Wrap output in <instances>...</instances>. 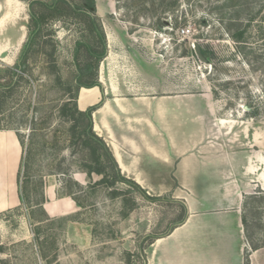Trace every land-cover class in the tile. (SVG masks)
<instances>
[{
  "label": "rangeland",
  "instance_id": "rangeland-1",
  "mask_svg": "<svg viewBox=\"0 0 264 264\" xmlns=\"http://www.w3.org/2000/svg\"><path fill=\"white\" fill-rule=\"evenodd\" d=\"M56 1L0 0V131L22 142L18 196L21 187L34 202L47 191L69 204L37 230L20 199L0 213V264H152L158 238L187 216L179 185L221 184L225 165L234 170L245 159L251 173L225 180L250 188L242 199L244 259L263 255L264 0H94L89 16L106 55L91 89L76 88L77 64L92 44L85 23L72 15L37 28L31 20ZM21 61L22 78L13 74ZM69 102L93 108L94 134L130 167L119 169L122 182L86 175L88 151L59 115ZM127 140L134 153L122 146ZM188 155L198 159L196 178L177 173ZM187 196L202 208L225 202L220 193Z\"/></svg>",
  "mask_w": 264,
  "mask_h": 264
},
{
  "label": "crops",
  "instance_id": "crops-1",
  "mask_svg": "<svg viewBox=\"0 0 264 264\" xmlns=\"http://www.w3.org/2000/svg\"><path fill=\"white\" fill-rule=\"evenodd\" d=\"M87 102L86 94L82 95L80 106L84 107ZM107 135L110 138L109 134ZM122 146L127 147L128 152H135L133 147L136 145L132 140H127ZM21 152V145L15 132L0 131V213L14 209L19 204L17 177ZM114 152L116 155L113 156L119 169L122 172L130 170V167L123 163L121 154H117L116 149ZM147 152L153 157L157 156L156 150L151 146L147 147ZM244 161L243 166L238 165L234 170L225 165L221 174L223 178L221 184L198 185L197 181L193 183L184 181V184L179 185L182 189L180 192L184 195L220 193L225 202L219 206H212L213 208H202L195 198L184 196L187 216L183 224L156 241L158 249L154 251L152 264H264L262 250L257 251V254H260L257 255L259 262L255 256L256 252L248 256V261L244 259L247 238L243 224L242 199L243 196L250 194L248 193L250 188L248 185L245 187L246 184L243 182L228 183L225 180L228 176L241 178L248 172L251 173L252 166L247 167L248 159ZM197 163L196 157L185 156L179 162L177 173L184 174L183 177L196 178ZM66 204H69L68 200L54 201L47 191L44 193L42 207L48 218L63 214Z\"/></svg>",
  "mask_w": 264,
  "mask_h": 264
},
{
  "label": "trees",
  "instance_id": "trees-1",
  "mask_svg": "<svg viewBox=\"0 0 264 264\" xmlns=\"http://www.w3.org/2000/svg\"><path fill=\"white\" fill-rule=\"evenodd\" d=\"M81 4L82 5L78 7H71L64 1L58 0L52 4L43 5L46 10L44 13H31V20L37 28L44 25L49 19H57L59 17L66 18L71 17L72 15L77 18L79 22L85 23L86 29L91 36L90 40L92 44L85 46V59L83 63L77 64L78 75L76 77V88L91 89L98 86V65L106 55V47L103 35L100 33V30L96 28L94 21L89 16V13L94 10V0H82ZM242 35V33H239L238 36L233 37L236 42L242 44V41H240ZM29 51L30 45H26L21 56L22 60L26 59ZM201 54L205 58H208V54L205 51L201 50ZM75 60L78 61V58L75 57ZM24 72V61H21V63L16 66V70L13 74L16 77L22 78V76L18 75ZM70 106L71 108H69ZM93 111V108H89L85 111L78 110L74 103L71 104V102H69L65 103L60 108L59 115L71 124L70 130L72 132L73 143L79 146L81 150L88 151L90 161L85 165L87 170L85 172L86 175L91 176V174H94L96 176H103V182L105 184L109 183L110 185L122 182V177L113 155L105 146L103 140L94 134L92 130L91 115ZM18 140L22 146L20 138H18ZM17 184H19L18 181ZM73 186H75V184H73ZM19 191V199L21 203H27V209L30 210V224H32L37 230L40 226H43L44 223L49 221V218L42 207L44 196L38 201L31 202L26 196L24 189L22 190L20 187ZM71 195L72 194H68L67 196L70 197ZM34 214H38L37 217L35 216L36 218L32 217ZM243 224H246L245 218H243ZM38 240L39 237L36 238V241ZM41 245L42 243H39V246ZM136 257L138 258L139 255Z\"/></svg>",
  "mask_w": 264,
  "mask_h": 264
},
{
  "label": "water",
  "instance_id": "water-1",
  "mask_svg": "<svg viewBox=\"0 0 264 264\" xmlns=\"http://www.w3.org/2000/svg\"><path fill=\"white\" fill-rule=\"evenodd\" d=\"M195 49H196V54L198 58L200 59V61L207 62L206 58L201 54L199 46H196Z\"/></svg>",
  "mask_w": 264,
  "mask_h": 264
},
{
  "label": "built area",
  "instance_id": "built-area-1",
  "mask_svg": "<svg viewBox=\"0 0 264 264\" xmlns=\"http://www.w3.org/2000/svg\"><path fill=\"white\" fill-rule=\"evenodd\" d=\"M179 32L183 37H185L190 33V29H180Z\"/></svg>",
  "mask_w": 264,
  "mask_h": 264
}]
</instances>
